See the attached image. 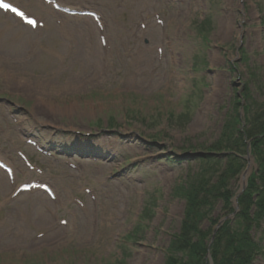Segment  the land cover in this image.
Segmentation results:
<instances>
[{
	"label": "rangeland",
	"instance_id": "374dc122",
	"mask_svg": "<svg viewBox=\"0 0 264 264\" xmlns=\"http://www.w3.org/2000/svg\"><path fill=\"white\" fill-rule=\"evenodd\" d=\"M10 1L39 23L0 9V264H163L236 91L264 102V0Z\"/></svg>",
	"mask_w": 264,
	"mask_h": 264
},
{
	"label": "trees",
	"instance_id": "16d2710c",
	"mask_svg": "<svg viewBox=\"0 0 264 264\" xmlns=\"http://www.w3.org/2000/svg\"><path fill=\"white\" fill-rule=\"evenodd\" d=\"M244 99L250 98L246 89ZM241 101L236 95L233 111L212 151L225 152L224 166L218 171L215 165L222 160L215 157L190 177L181 191L186 201L180 230L171 239L164 264H208L206 254L213 229L219 220L214 211L219 204L224 214L234 210L233 184L246 165V139L251 140L250 151L257 170L248 180L245 191L239 196V212L234 221L227 220L218 230L211 245L213 264H251L260 251L253 230L264 221V103L253 110L250 103L246 112L244 130L239 124ZM215 170V171H214ZM207 226L203 227V223Z\"/></svg>",
	"mask_w": 264,
	"mask_h": 264
},
{
	"label": "bare ground",
	"instance_id": "6f19581e",
	"mask_svg": "<svg viewBox=\"0 0 264 264\" xmlns=\"http://www.w3.org/2000/svg\"><path fill=\"white\" fill-rule=\"evenodd\" d=\"M1 37V36H0ZM2 39H5L4 37H2ZM17 40H20V38H12L11 40H9V42H10V45L11 46H13V45H15L16 43H19ZM85 45H88V46H90L89 44H85ZM89 50V49H88ZM81 51L82 50H80V54H81ZM84 55V54H83ZM97 66H98V64H97ZM82 86V83L81 82H79V81H76V82H74V83H69V87L71 88V89H79L80 87ZM39 219L40 220H45V219H47L48 220V215H46V214H40L39 216ZM25 231H24V229L23 228H19V233L20 234H22V233H24Z\"/></svg>",
	"mask_w": 264,
	"mask_h": 264
},
{
	"label": "water",
	"instance_id": "95a60500",
	"mask_svg": "<svg viewBox=\"0 0 264 264\" xmlns=\"http://www.w3.org/2000/svg\"><path fill=\"white\" fill-rule=\"evenodd\" d=\"M248 160H249V164H248V166H247V168H246V170L243 172V174H242V179H243V181H244V183H246V179H247V176H248V170H249V168H250V162H251V159H250V156L248 157ZM245 185V184H244ZM244 189V188H243ZM236 203H237V198H236V201H235ZM236 211L232 214V215H230V216H226V217H224V218H222L220 221H219V223L217 224V226H216V228H215V230H214V233H213V237H214V235H215V233H216V231H217V229L224 223V221L227 219V218H229V217H233L235 214H236V212H237V210H238V205L236 206ZM212 240H213V238H212ZM211 240V241H212ZM208 256H209V254H208Z\"/></svg>",
	"mask_w": 264,
	"mask_h": 264
},
{
	"label": "snow or ice",
	"instance_id": "6c2138e0",
	"mask_svg": "<svg viewBox=\"0 0 264 264\" xmlns=\"http://www.w3.org/2000/svg\"><path fill=\"white\" fill-rule=\"evenodd\" d=\"M4 7H7V5H4ZM21 15H23V13H21ZM31 22V21H30Z\"/></svg>",
	"mask_w": 264,
	"mask_h": 264
}]
</instances>
